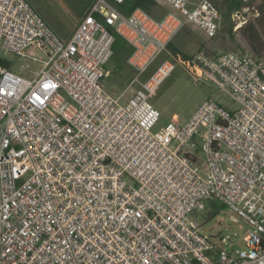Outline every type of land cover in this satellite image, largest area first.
Here are the masks:
<instances>
[{"label":"built area","instance_id":"1","mask_svg":"<svg viewBox=\"0 0 264 264\" xmlns=\"http://www.w3.org/2000/svg\"><path fill=\"white\" fill-rule=\"evenodd\" d=\"M165 2L175 11L157 19L94 0L65 40L28 0H0V51L42 63L30 78L0 63V264H264V56L199 50L237 107L208 97L154 131L149 96L174 63L140 77L185 20L208 37L222 22L210 0ZM243 2L233 30L259 15ZM112 30L135 71L117 96L104 68ZM213 200L248 222L242 248L202 232L194 212Z\"/></svg>","mask_w":264,"mask_h":264},{"label":"rangeland","instance_id":"2","mask_svg":"<svg viewBox=\"0 0 264 264\" xmlns=\"http://www.w3.org/2000/svg\"><path fill=\"white\" fill-rule=\"evenodd\" d=\"M35 10L40 13L56 33L65 39L61 33L72 31L79 21L84 10L88 8L94 0H28ZM217 8L223 11V0H210ZM249 4L261 5V0H247ZM161 5L170 7L165 0H157ZM80 12V13H78ZM232 13V12H231ZM230 19L221 26L214 37H208L200 30L198 26L189 20H185L183 28L172 39V43L177 51L167 48L160 54L156 60L142 74L140 80H145L152 73L158 64L169 59L174 63L172 71L161 81L157 88L150 94L149 101L159 111V120L153 130L157 131L171 122H183L192 111L206 98H214L220 105L227 109L237 107L233 96L224 89L218 88L214 82L206 75L204 69L198 64L193 65L190 60L183 58L182 53L193 57L199 50L211 54H220L227 51L250 52L242 31L240 28L245 26L253 19L260 22L261 11L257 17H252L248 12L243 13L248 21L237 30H233V22ZM154 17V16H153ZM260 17V18H259ZM260 20V21H259ZM232 23V30L224 31L226 25ZM240 30V31H239ZM261 40L257 46H264V34L260 32ZM67 40V39H65ZM39 58H45L43 52L36 50ZM260 55L264 56V48ZM0 58L10 64L11 70L19 72L27 78L34 75L42 63L31 59L20 58L10 52L0 51ZM194 61V58L192 59ZM195 62V61H194ZM196 63V62H195ZM112 67V64H108ZM135 73L130 67L125 65L121 70H111L107 79L106 90L113 96H117L128 84ZM138 87L135 84L132 89ZM132 94L127 91L121 102ZM199 144V142H198ZM199 159H203L202 153H199ZM194 217L201 223V229L204 234L212 235L213 241L220 244H230L231 249H240L244 243L242 233L249 228L248 222L232 213L228 207L219 201H211L205 209L196 210Z\"/></svg>","mask_w":264,"mask_h":264},{"label":"trees","instance_id":"3","mask_svg":"<svg viewBox=\"0 0 264 264\" xmlns=\"http://www.w3.org/2000/svg\"><path fill=\"white\" fill-rule=\"evenodd\" d=\"M222 4H223V8L225 9H223L222 12L219 8L218 9L222 15V21H224L225 23L230 19L229 14H231V12H233L235 9L242 7L245 3L243 2V0H223ZM118 7L121 11L125 13H129L136 7H140L157 19L162 18L165 14H167L172 10L168 6L159 4L157 0H123V3L118 4ZM257 7L261 11V18L260 17L259 18L260 20L261 19L262 20L261 21L259 20L260 22H256L258 19L256 20L253 19L250 22H248L245 26L240 28V30L242 31L243 37L247 45L251 49L250 52L260 56L264 46L263 45L257 46V43L260 42L261 40L260 32L264 34V0H261V5ZM231 24L232 23H230V25H226V28L224 27L225 32L226 30H230V31L232 30ZM112 33L115 38L113 42V55L110 60V64H112L115 70H121L125 67L126 60L133 51V46L118 32L112 30ZM167 48L177 51L172 41L168 44ZM182 56L186 60H190V62L193 65L198 66V64L192 61V58L189 57L188 55L182 53ZM0 63L7 67H10V64L2 60L1 58H0Z\"/></svg>","mask_w":264,"mask_h":264},{"label":"crops","instance_id":"4","mask_svg":"<svg viewBox=\"0 0 264 264\" xmlns=\"http://www.w3.org/2000/svg\"><path fill=\"white\" fill-rule=\"evenodd\" d=\"M87 9V8H86ZM85 9V10H86ZM84 10V11H85ZM77 24V23H76ZM75 29V28H74ZM74 29L72 30V31H70V32H63L62 31V33H61V35L65 38V39H69L70 38V36L72 35V33H73V31H74ZM168 47V46H167ZM167 50V48L164 50V51H166ZM163 51V52H164ZM162 52V53H163ZM208 52V51H207ZM236 52V51H235ZM161 53V54H162ZM209 53V52H208ZM240 53V52H239ZM211 54V53H210ZM212 55H217V54H212ZM195 57V55L192 57V59ZM111 58H112V56H111ZM111 58H110V60H111ZM128 59V58H127ZM110 60L107 62V64L104 66V68L106 69V70H108L109 71V74H110V72H111V70H113L114 69V67L112 66V67H110L108 64H110ZM156 60V59H155ZM126 64H127V66L128 67H130V69H132L133 70V68L128 64V62H127V60H126ZM133 72L135 73V71L133 70ZM204 72H205V70H204ZM206 73V72H205ZM207 75V74H206ZM134 76V75H133ZM133 76H132V78H133ZM131 78V79H132ZM130 79V80H131ZM130 80H129V82H130ZM128 82V83H129ZM106 86H107V79H106Z\"/></svg>","mask_w":264,"mask_h":264}]
</instances>
